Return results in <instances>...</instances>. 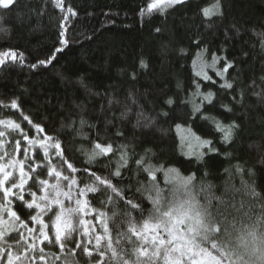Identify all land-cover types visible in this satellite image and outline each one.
I'll use <instances>...</instances> for the list:
<instances>
[{
  "label": "trees",
  "instance_id": "obj_1",
  "mask_svg": "<svg viewBox=\"0 0 264 264\" xmlns=\"http://www.w3.org/2000/svg\"><path fill=\"white\" fill-rule=\"evenodd\" d=\"M151 2L64 0L63 10L54 6L53 0H15L8 8L0 6V27L7 29L0 32V52L11 49L25 57L23 64L9 61L0 65V120L20 123L30 138L42 140L45 133L38 134L23 120L28 116L47 136L59 140L65 156L80 170L63 172L77 181V191L92 184L93 178L83 171L90 169L125 189L143 209L141 215L123 201L108 204L110 193L102 188L88 192L87 211L81 217L86 224L79 226L81 218L75 217L78 231L74 239L82 241L91 255L83 249L61 253L54 242L43 241L39 225L29 221L28 227H17L0 240L4 250L0 264H8L9 251L20 257L13 264H118L112 257L113 249L134 264L135 250L146 247L154 251L150 237L146 242L129 231L131 225L139 231L145 221L155 222L149 219L153 205L148 197H156L153 184L160 189L162 202L190 197L201 205L210 204L213 213L219 210L229 221L235 219L238 228L255 226L259 219L258 234H264V0H219L222 14L211 17H205L202 9L216 0H184L149 14L147 5ZM69 7L75 15L67 12ZM62 40L67 43L62 44ZM57 48L63 50L51 64L29 67L51 57ZM213 54L225 58L216 70H223L226 62L233 66L223 78L205 68L212 77L205 81L195 75L197 62L211 63ZM194 80L201 93H213L211 104L204 101L196 114ZM225 80L233 87L221 88ZM169 98L174 101L171 106L164 103ZM12 100L18 102L19 109L3 107ZM194 103L200 104L201 97L196 96ZM203 117L223 125L235 122L239 127L225 142L213 121ZM82 118L86 121L83 127ZM180 129L212 143L200 148L199 154H190L184 149ZM0 131L6 132L0 139L7 141L0 147V156L9 153L0 164L24 159L22 151H15L17 140L33 157L25 164L26 171L28 164L35 167L36 161L43 160L38 143L29 145L18 131L2 126ZM96 141L111 143L116 151L88 163L86 153ZM121 145L126 149H120ZM121 151L128 153V163L120 169V176H111ZM49 152L52 163L57 164L55 149ZM142 156L146 164L161 169L154 173V181L136 164ZM37 175L57 183L55 177L47 176L46 167ZM60 184L64 188L68 182L61 180ZM30 190L42 194L34 186ZM25 199H32L27 191ZM19 204L13 200L12 208L22 219L36 215L37 209L22 210ZM53 208L55 211L41 216L49 227L58 212L56 206ZM2 218L10 219L6 212ZM29 228L35 231L29 232ZM97 236L102 237L99 246ZM67 248L74 249L75 243ZM158 264H164L162 258Z\"/></svg>",
  "mask_w": 264,
  "mask_h": 264
},
{
  "label": "snow or ice",
  "instance_id": "obj_2",
  "mask_svg": "<svg viewBox=\"0 0 264 264\" xmlns=\"http://www.w3.org/2000/svg\"><path fill=\"white\" fill-rule=\"evenodd\" d=\"M15 0H0V6L8 8L13 5ZM184 0H153V2L147 5V11L151 14L153 11L160 10L176 4H182ZM54 6L64 9V0H53ZM68 13L75 15L73 9L69 7ZM143 12V10H142ZM202 13L205 17H211L213 15H220V3L216 0V3L209 8L202 9ZM68 17L65 16V20ZM63 27V26H62ZM7 31L6 28L0 27V32ZM64 36V32L61 31V37ZM62 44H66V40L61 41ZM264 47V42H262ZM62 48H57L51 57L45 60H38L36 64L29 65L31 68H37L39 66H47L53 62L56 53L61 52ZM183 51V50H181ZM202 55V53H198ZM25 57L23 53L13 51L11 49L0 52V65H4L7 62H19L24 63ZM225 60L224 57L213 54L211 63H205L199 71L195 73L196 76L201 77L205 81H211L212 77L208 75L205 68L215 70V74L218 77L223 78L224 73L228 71L233 65L230 62L225 63L223 70H216V65L220 61ZM195 64V61H194ZM141 67H145L144 62L141 61ZM214 82V81H213ZM194 83L195 80H194ZM233 85L225 80L221 84V88H232ZM197 91L192 94L193 97V113L196 114L201 111V107L204 101L211 104L213 99V93L208 92L207 94L199 91L200 85L196 83ZM196 96L201 97V103L195 104L194 98ZM111 104L112 101L110 100ZM166 105L171 106L174 101L169 98L164 101ZM4 108L19 109V104L16 100H12L10 104L3 105ZM231 111V109H228ZM142 115V113H141ZM161 115L167 116V112H162ZM203 119H211L218 132H221L222 139L227 142L232 139L234 129L238 128L239 125L233 122L229 125H223L219 121H216L212 117H203ZM23 120L28 122L30 128H34L39 133H45L42 140L36 138H30L28 133L22 129L20 123H17L11 119L0 120V125L5 126L6 129H10L13 132H19L25 141L29 145L39 144V147L43 149V160L36 161L35 167L32 164H28V170H25V164L28 160L33 159L29 156L28 148L21 147V141L17 140L15 144V151L17 153L23 152L24 159L11 160L8 164H0V193H2L3 202H0V240H3L9 232L15 231L17 227H28V222L31 221L39 225V233L43 241H47L49 244L54 242L55 245L59 246L61 253L70 251L74 253L76 249H83L85 254L91 255L89 249L81 242H76L74 239V233L78 231V226L75 223V217L79 216L81 212L85 211L87 207L86 201L76 199L75 207H65L64 201L61 197L72 201L76 195L74 192V186L77 184L75 179H70L69 176L64 175L65 170L71 173H76L80 170L75 168L74 163L70 162L65 156L64 149L59 140L55 137L47 136L46 130L40 125H35L28 116H23ZM86 121L82 118L80 124L83 125ZM177 127H180L177 125ZM119 135V133H117ZM194 135V134H193ZM6 136L5 131H0V138ZM199 140V137H196ZM55 141V143H52ZM6 140L0 139V147H2ZM202 144L211 145L212 141L205 140L201 141ZM126 145H121L120 149H126ZM55 149V157L58 158V163H52V153L49 149ZM116 149L113 148L111 143L103 144L99 141L94 142L93 149L86 153L88 163L94 161L97 157L108 156L114 153ZM9 153L5 152L3 156H0V160H3ZM38 155V153H37ZM128 163V153L121 151L119 160L117 161V169L111 173V176H120V169L125 167ZM138 168H142L145 173L155 180L154 173L161 169L154 168L151 164L145 163V157L142 156L136 161ZM66 165V169L64 166ZM19 169V178L17 180L15 169ZM46 167L47 176L55 177L57 183L50 184L46 178H38V170ZM12 168L13 171L8 169ZM89 173L90 177L93 178V182L90 185L80 188L78 194L84 196L86 193H95L99 189H103L105 192H109L108 204H116L118 201H123L125 204L133 210H139L143 215V209L134 202L132 198H129L126 194L125 189L117 187L112 183V180L107 176L98 175L96 172H91L90 169L83 170ZM190 179V178H189ZM68 182V191H63L60 181ZM16 181V182H13ZM27 186V188H26ZM35 187L44 195H37V191L30 190ZM153 188L156 191V197L149 195V199L152 202L153 208L150 211L149 219L155 221L149 224L145 221L143 227L138 231L135 225L129 227V231L132 232L136 237L143 239L144 241L149 240L151 247L154 251H149L146 247H141L137 252V259L134 264H158V261L162 258L164 264H182L184 257H187L191 264H222L223 259L227 258L229 264H264V234H258L259 219L255 226L243 225L242 228L237 227L235 219L229 221L226 216L221 214L219 210L213 213L210 204L201 205L195 202L192 198L172 199L169 201L162 202L160 196V189ZM32 197L31 201H26L25 192ZM139 191V190H138ZM54 192V196H49L48 193ZM115 198V199H114ZM13 200L20 202L19 207L27 210L33 208L39 209L36 215L29 217V220L22 219L17 211L13 210ZM44 202V203H41ZM53 205H57L60 209L56 213L55 222L49 227L48 224L41 219V216L45 213L55 211ZM6 212L9 220H4L3 213ZM118 213H114V216ZM103 216L104 214L101 213ZM128 216L129 213H123ZM86 224L84 219H79V226ZM47 229V231H46ZM54 229V234H53ZM29 232H34L35 229L29 228ZM108 229L105 227V232ZM88 229H85L87 234ZM236 233L233 237V233ZM54 235V241H53ZM121 236L127 235L121 233ZM166 237V238H165ZM21 238H23L21 234ZM102 237L97 236L96 241L99 246ZM69 243H75L74 249H68ZM202 244H210V247L215 252L219 253V256L213 255L212 251L208 248L202 247ZM109 249H112L111 241L108 244ZM43 251V250H41ZM0 254H4V250L0 249ZM8 264H13V260H19L20 257H14L12 252H7ZM178 254V255H177ZM101 256L104 253H100ZM195 256H204L206 260H195ZM112 257L118 261L123 260V264H129V261L124 260L122 255H119L117 251L112 250ZM140 257H146V261H140ZM247 257V259H246ZM60 257L57 256L56 259ZM43 259V257H41Z\"/></svg>",
  "mask_w": 264,
  "mask_h": 264
},
{
  "label": "rangeland",
  "instance_id": "obj_3",
  "mask_svg": "<svg viewBox=\"0 0 264 264\" xmlns=\"http://www.w3.org/2000/svg\"><path fill=\"white\" fill-rule=\"evenodd\" d=\"M202 66H203V64L200 61H198L197 62V66H196L197 70L199 71ZM0 126L5 128V126H3V125H0ZM179 136H180L181 141H182V143L184 145V149H186V151L189 152L190 154H196V153L199 154L198 150L200 148H203V147L206 146V144H202L200 140H197L195 136L191 135V133L188 130L180 129L179 130ZM8 163H9V161L7 163H5V164H8ZM8 170L9 171H13L12 168H9ZM15 174H16V177H17V180H18V178H19V169H18V167H17V169H15ZM50 184H55V183H51L50 182ZM62 190L63 191H68V187L66 186V187L62 188ZM74 192L76 193V195H75V197H74V199L72 201H69V200H67L64 197H61V199H63V201H64V206L65 207H75L76 206V203H75L76 199H79L81 201H85V195L84 196H80L78 194L79 191H77V186L76 185L74 186ZM44 194L45 193H42L41 195H44ZM48 195L49 196H54L55 193L54 192H50V193H48ZM41 203H44V202L41 201ZM53 206H56L58 208V212L60 211V209H59V207L57 205H53ZM37 211H39V209H37ZM86 211H87V207L85 208L84 212H81L79 214V217L80 218L83 217L86 214ZM54 222H55V220H54ZM148 235H149V237L151 236V234H148ZM205 248H208L210 251H212L213 255L219 256V253H217L214 250H212L211 247H205ZM194 259L195 260H206V257H204V256H195ZM184 263L191 264V261H188L187 257H184L183 260H182V264H184ZM222 264H229L228 259L227 258L223 259Z\"/></svg>",
  "mask_w": 264,
  "mask_h": 264
}]
</instances>
